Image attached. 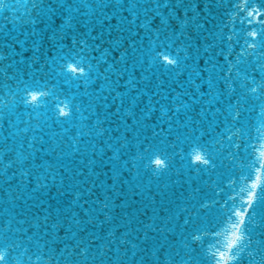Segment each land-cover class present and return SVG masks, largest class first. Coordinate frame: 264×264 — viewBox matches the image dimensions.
I'll use <instances>...</instances> for the list:
<instances>
[{
  "label": "water",
  "instance_id": "obj_1",
  "mask_svg": "<svg viewBox=\"0 0 264 264\" xmlns=\"http://www.w3.org/2000/svg\"><path fill=\"white\" fill-rule=\"evenodd\" d=\"M261 40L264 0H0L7 264H264Z\"/></svg>",
  "mask_w": 264,
  "mask_h": 264
},
{
  "label": "snow or ice",
  "instance_id": "obj_2",
  "mask_svg": "<svg viewBox=\"0 0 264 264\" xmlns=\"http://www.w3.org/2000/svg\"><path fill=\"white\" fill-rule=\"evenodd\" d=\"M245 3H247V0H245ZM256 13H259V9H255L254 10ZM250 35L255 38L257 36V33L256 32H251ZM228 40H231V37L229 36L228 37ZM260 47L261 48H264V40H261L260 42ZM250 47H253L255 48L256 45L255 44H251ZM159 55V54H158ZM155 59V57H154ZM164 66H167L170 68H175L178 66V60L177 59H172L170 58L169 56L167 55H163V61H162V67ZM260 68H264V64H260L259 65ZM72 72H77L79 73L80 75H84V69L82 68H76V67H73L71 69ZM238 75V74H237ZM231 77V75L229 74V78ZM253 85L254 86H250L247 84V82H245L242 87H246L248 89V94H255L256 97L259 99V98H262L264 97V77H261V80L259 82H257L255 80V78H253ZM228 87L230 89H232L233 91H235V89L232 88V85L229 84ZM35 99V96L33 97ZM260 114L261 116H264V107H261L260 108ZM240 116H241V112L239 111V108L236 110L235 112V115L233 116V120L236 121V122H239L240 120ZM235 135H242V130L240 128L237 129V132L234 133ZM229 139H231V137H229ZM236 149H239L241 147L240 144H237L235 145ZM197 161H200L206 165L210 164V161L207 160V159H202L200 156H197ZM156 163L159 165V164H162L163 162L160 161V160H157ZM262 167H264V165H262ZM26 175V174H25ZM260 187L259 185H257L256 183L253 184V189H256ZM250 198L248 201H246V204L248 205L249 208L253 209L255 208V205L262 199H264V188H261V194L259 196H257V193L255 191L251 192L249 194ZM105 207H107V205H104ZM237 215H241L242 217H246V213L242 214V213H237ZM105 219H110L109 217H106ZM245 224V219L242 218L240 220V225H244ZM234 227H238L236 225H234ZM249 231V230H248ZM199 239V236L197 235H194L193 236V240L196 241ZM244 239V237L242 236H239V235H236V239L233 241V243L229 246L230 250L232 248H236V247H239V251H241L242 249V246H238L236 241H242ZM247 240H251V236L249 235L247 237ZM0 253H3V256L2 258H0V264H7V254H6V250L5 249H0ZM249 255H251V253H249ZM237 259H239L240 257H236ZM232 259L231 256H228L224 253H221V260L217 262V264H229L230 260ZM18 264V262H17Z\"/></svg>",
  "mask_w": 264,
  "mask_h": 264
},
{
  "label": "clouds",
  "instance_id": "obj_3",
  "mask_svg": "<svg viewBox=\"0 0 264 264\" xmlns=\"http://www.w3.org/2000/svg\"><path fill=\"white\" fill-rule=\"evenodd\" d=\"M2 256H3V253H0V258H2Z\"/></svg>",
  "mask_w": 264,
  "mask_h": 264
}]
</instances>
